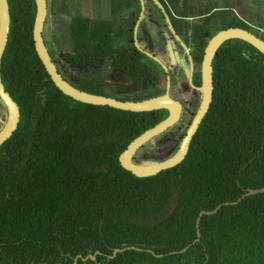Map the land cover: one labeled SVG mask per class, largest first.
Here are the masks:
<instances>
[{
  "label": "trees",
  "instance_id": "1",
  "mask_svg": "<svg viewBox=\"0 0 264 264\" xmlns=\"http://www.w3.org/2000/svg\"><path fill=\"white\" fill-rule=\"evenodd\" d=\"M7 1L0 75L20 116L0 145V264H264V193L242 198L264 187V55L240 40L224 43L213 65L210 107L184 160L137 178L118 161L137 134L124 136L136 127L116 125L156 115L142 132L163 113L110 109L116 140L81 143L103 127L95 115L81 114L82 105L44 70L32 40L34 1ZM101 1L91 0L94 9ZM135 1L133 9L131 0H109L110 15L133 10L136 16ZM78 6V0H48L45 23H57L52 45L61 32L79 49L114 38L108 19L72 15ZM231 45L237 54L227 55ZM51 53L57 55L56 46ZM169 202L172 213L148 223ZM231 202L200 218L194 242L199 212ZM117 249L124 251L113 254Z\"/></svg>",
  "mask_w": 264,
  "mask_h": 264
},
{
  "label": "flooded vegetation",
  "instance_id": "2",
  "mask_svg": "<svg viewBox=\"0 0 264 264\" xmlns=\"http://www.w3.org/2000/svg\"><path fill=\"white\" fill-rule=\"evenodd\" d=\"M137 2L140 8L136 16L133 10L112 15L115 19L110 14L107 18L100 16L102 20L108 19L115 31L114 38L104 45L88 42L87 47L79 49L71 43V49L65 51L64 45L61 44L59 48L57 47V55L52 56L51 49L44 39L43 42L63 80L81 92L103 99L133 103L167 95L178 108V121L150 139L142 148L157 138L156 141L159 143L167 140L173 145L178 142L180 144L201 102V92L198 88L201 86V68L209 41L218 32L227 29H242L264 41V0H137ZM131 3L132 8L136 9V1L131 0ZM78 8L83 10L81 16L94 19L95 16L91 15H94L91 0L79 5ZM121 11H124V8ZM124 16L126 18H123ZM232 40L239 39L227 40L224 43ZM220 47L211 61L212 75ZM237 52L235 45H231L227 55H234ZM79 103L82 105H79L81 114L89 117L95 115L98 124L103 127L97 135L92 129V134L82 139L81 143H105L111 137L116 140L115 134H111L109 124L110 109L115 108ZM159 111L163 113V117L153 125L155 126L169 116L167 109L135 113ZM156 117L152 115L149 119L148 115L146 120L118 121L116 126L136 127L127 132L128 136H124L128 139L137 134L132 137L130 143L144 132H140L141 128L154 122ZM179 123L186 126L183 133H179L173 140L167 139L165 133ZM168 204L163 214L172 203ZM163 214L148 223H157Z\"/></svg>",
  "mask_w": 264,
  "mask_h": 264
},
{
  "label": "water",
  "instance_id": "3",
  "mask_svg": "<svg viewBox=\"0 0 264 264\" xmlns=\"http://www.w3.org/2000/svg\"><path fill=\"white\" fill-rule=\"evenodd\" d=\"M35 4V15L32 26V40L35 53L40 60L44 70L48 74L54 86L65 96L70 97L71 99L86 103V104H100L107 105L115 109L128 112H151L159 109H167L169 111V116L163 119L161 122L153 126L152 128L147 129L133 141H131L126 148L119 154L118 161L120 166L131 173L137 178L151 177L158 174L161 171L170 169L177 166L181 163L185 156L187 155L189 145L193 136L195 135L201 121L203 120L205 114L207 113L211 101H212V92H213V75L211 61L217 49L227 40L239 39L248 43L254 49H256L260 54L264 55V41L258 39L254 35L248 33L242 29H227L218 32L212 37L205 49V58L202 63V79L201 86L198 90L201 92V102L199 107L186 129L184 136L181 139L178 149L176 152L171 155L169 158H166L159 162L149 163V164H140L133 161V157L136 152L140 150L145 143H147L153 137L161 134L168 127L174 125L179 118L178 108L173 105L172 100L166 95L163 97L152 98L142 102H118L113 99H103L90 95L84 92H81L63 80L59 72L57 71L54 62L49 56L47 49L44 45L42 32L45 25V20L47 16V3L46 0H33ZM10 26V16H9V6L7 0H0V66H1V57L5 49V45L8 39V32ZM0 103L5 111V118L2 126L0 127V145L3 144L16 130L19 123V107L16 102L11 98L8 92L5 91L3 86L1 75H0ZM171 107L176 108V113L172 110ZM259 193H264V187L260 189H248L243 197L248 195H255ZM236 202H239L237 200ZM223 203L217 205L212 211H200L196 221V239L194 242L200 241L199 233V222L200 218L203 215H212L217 212V210L223 205L234 204ZM169 205V204H168ZM170 208L163 214V216L157 220L160 221L166 219L171 213L172 209L175 207L174 204H170ZM188 247L184 248L180 252H184ZM122 249H117L113 251V254L123 252ZM79 258V257H77ZM91 260H94V256H88ZM85 260V259H84ZM76 261L74 262V264Z\"/></svg>",
  "mask_w": 264,
  "mask_h": 264
},
{
  "label": "rangeland",
  "instance_id": "4",
  "mask_svg": "<svg viewBox=\"0 0 264 264\" xmlns=\"http://www.w3.org/2000/svg\"><path fill=\"white\" fill-rule=\"evenodd\" d=\"M112 18L114 17L112 16ZM123 18H126V16H124ZM53 19L54 18H50L49 21L51 22L47 23L48 27L47 25H45L43 28V39L45 43L52 51H53V46L58 47L61 44L64 45L65 51L70 50L72 44L69 38V34H67V32L65 33L61 32V34L58 35L59 37L58 41L55 40L54 44L52 45L51 35H53L54 33H50V31L53 29L54 26L57 27V23L52 21ZM116 20L118 21V19ZM62 24L63 27L65 28L67 27L66 23H62ZM256 33L261 35V33H259L258 31H256ZM4 118H5V111L3 106L0 104V127L4 122ZM185 127L186 126L184 125V123H179V125L176 126L174 129H171V131H167L165 133V137L167 139L173 140V138H175L179 133H183L182 131L185 129ZM160 138H162V135L160 136ZM157 139H155L154 142H152L151 144H147L144 149L142 148L143 150L141 149V151L137 152V154L133 157V161L135 163H140V164L159 162L166 158H169L171 155H173L176 152L175 150L178 147L179 142L173 145L172 143H168L167 140H163V142L159 143L158 141H156Z\"/></svg>",
  "mask_w": 264,
  "mask_h": 264
},
{
  "label": "crops",
  "instance_id": "5",
  "mask_svg": "<svg viewBox=\"0 0 264 264\" xmlns=\"http://www.w3.org/2000/svg\"><path fill=\"white\" fill-rule=\"evenodd\" d=\"M86 1L88 0H78V4L79 5H82L83 3H85ZM143 1V0H142ZM99 9H93L94 10V15L91 14L92 16H95L94 18L96 17H103V18H107L108 15L110 14V2L109 0H102L100 3H99ZM83 12V10H80V8H76V11H72L71 14L72 15H79L81 16V13ZM63 17H65L64 15H62ZM65 19H69L67 17H65Z\"/></svg>",
  "mask_w": 264,
  "mask_h": 264
},
{
  "label": "bare ground",
  "instance_id": "6",
  "mask_svg": "<svg viewBox=\"0 0 264 264\" xmlns=\"http://www.w3.org/2000/svg\"><path fill=\"white\" fill-rule=\"evenodd\" d=\"M172 108V110L176 113V108H174V107H171ZM178 110V109H177Z\"/></svg>",
  "mask_w": 264,
  "mask_h": 264
}]
</instances>
